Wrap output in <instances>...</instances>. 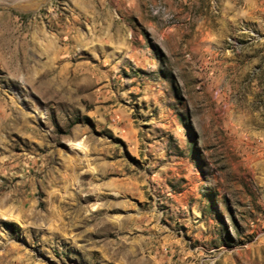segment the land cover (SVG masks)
<instances>
[{"label":"rangeland","instance_id":"374dc122","mask_svg":"<svg viewBox=\"0 0 264 264\" xmlns=\"http://www.w3.org/2000/svg\"><path fill=\"white\" fill-rule=\"evenodd\" d=\"M0 264H264V0H0Z\"/></svg>","mask_w":264,"mask_h":264},{"label":"bare ground","instance_id":"6f19581e","mask_svg":"<svg viewBox=\"0 0 264 264\" xmlns=\"http://www.w3.org/2000/svg\"><path fill=\"white\" fill-rule=\"evenodd\" d=\"M74 166H76V165H74ZM74 166L73 167H70V168H72V171H74L75 169H74ZM71 173V172H70ZM72 175V174H71ZM74 176V175H73ZM73 179V177L71 178L69 175H66L65 176V181H66V184L65 185H67L68 187H66V193L67 194H70V195H73V196H75V197H80V194H79V191H77L76 190V188H73V191L74 192H71V190L69 191V189L67 190V188H70L71 186H72V184L74 183V182H72V181H74V180H72ZM64 190V189H63ZM80 190V189H79ZM82 190V189H81ZM80 190V191H81ZM93 196V194H89V195H86V197H85V200L87 201V200H89L91 197ZM57 207L59 208V209H61V210H64V209H66V208H68L69 206V204H68V202H65V201H62V200H59V199H57ZM66 207V208H65ZM61 210H57V212L59 211L60 212V214L59 215H63L64 216V213L63 212H61ZM71 212V211H70ZM93 213H94V217L93 218H97V219H99L98 220V222H102L103 221V219H104V217H106V216H103V215H101L103 212H102V208H101V206H100V203L98 204V205H96L95 206V208H94V210H93ZM104 214V213H103ZM66 215V214H65ZM67 215H68V213H67ZM57 216V215H56ZM93 216V215H92ZM64 218H66V219H68L66 222L65 221H63V220H61V218H58V222H60V223H62L63 225L62 226H66V225H74L73 223H74V221L72 220V218L68 215V216H64Z\"/></svg>","mask_w":264,"mask_h":264}]
</instances>
